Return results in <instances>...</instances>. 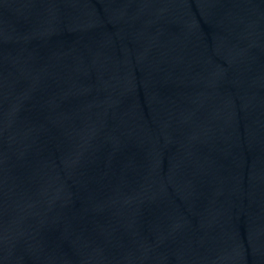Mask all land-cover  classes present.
Returning <instances> with one entry per match:
<instances>
[{
    "label": "water",
    "instance_id": "1",
    "mask_svg": "<svg viewBox=\"0 0 264 264\" xmlns=\"http://www.w3.org/2000/svg\"><path fill=\"white\" fill-rule=\"evenodd\" d=\"M0 264H264V0H0Z\"/></svg>",
    "mask_w": 264,
    "mask_h": 264
}]
</instances>
